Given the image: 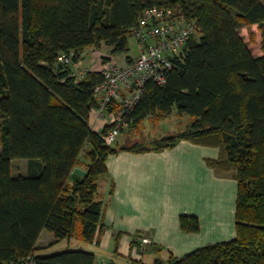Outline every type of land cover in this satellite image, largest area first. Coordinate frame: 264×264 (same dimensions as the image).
<instances>
[{
  "label": "trees",
  "instance_id": "obj_1",
  "mask_svg": "<svg viewBox=\"0 0 264 264\" xmlns=\"http://www.w3.org/2000/svg\"><path fill=\"white\" fill-rule=\"evenodd\" d=\"M153 8L171 10V22L195 23L199 34L164 85L147 82L127 121L138 127L176 110L192 122L148 144L107 146L110 127L96 133L89 124L103 75L78 77L73 66L87 48L105 45L112 56L128 54L132 31ZM254 25L261 56L239 32ZM70 54L71 66L58 63ZM182 141L218 149L207 166L237 181L236 235L169 256L168 264H264V0H0V264H97L82 250L38 256L37 244L44 232L54 244H99L104 204L98 182L109 157L163 152ZM16 159L28 161L26 175L13 177ZM79 167L86 176L74 181ZM180 225L186 233L201 230L196 217L182 216Z\"/></svg>",
  "mask_w": 264,
  "mask_h": 264
},
{
  "label": "crops",
  "instance_id": "obj_2",
  "mask_svg": "<svg viewBox=\"0 0 264 264\" xmlns=\"http://www.w3.org/2000/svg\"><path fill=\"white\" fill-rule=\"evenodd\" d=\"M259 37L261 40V33ZM103 50L104 46L86 54L84 50L73 66L74 75L100 72L101 57L109 51ZM107 121L108 115L97 110L90 114L89 124L96 133L107 127ZM218 157V149L188 141L163 152H121L109 157L107 173L98 182V197L104 204L103 232L100 243L89 244L85 250L95 255L97 264H130L131 260L154 264L160 260L152 254L155 251L166 255L162 258H179L232 240L236 235L237 181L219 178L207 166L206 160ZM182 216L196 217L201 230L183 232ZM43 235L37 248H47L55 240L48 233L46 245H41ZM144 239L149 240L148 245L143 244ZM133 242L139 243V248L132 246ZM147 257L150 263L145 261Z\"/></svg>",
  "mask_w": 264,
  "mask_h": 264
},
{
  "label": "built area",
  "instance_id": "obj_3",
  "mask_svg": "<svg viewBox=\"0 0 264 264\" xmlns=\"http://www.w3.org/2000/svg\"><path fill=\"white\" fill-rule=\"evenodd\" d=\"M170 16L171 10L148 9L131 33L138 42L137 58L123 64L109 55L101 60L100 73L104 80L95 87L97 108L94 110L100 115H108L107 126L110 130L103 136L107 146H113L121 131L129 126L127 117L142 98L147 82L164 85L166 74L182 62L189 40L199 34L195 23L171 22ZM72 57V54L60 55L58 63L71 66ZM147 243L149 241L144 239L143 244ZM25 264L36 263L29 259Z\"/></svg>",
  "mask_w": 264,
  "mask_h": 264
},
{
  "label": "rangeland",
  "instance_id": "obj_4",
  "mask_svg": "<svg viewBox=\"0 0 264 264\" xmlns=\"http://www.w3.org/2000/svg\"><path fill=\"white\" fill-rule=\"evenodd\" d=\"M257 27H242L239 32L241 36L243 37L245 43L248 45V47L251 49L253 54L256 56L258 54H261V40L259 37L260 32L256 30ZM254 35V36H253ZM104 50H109L106 51L108 54H111V48L107 47L105 45ZM102 46V47H103ZM129 53L128 54H122V55H117L114 58L117 60L119 64H123L127 61V57H130L131 59L137 58L139 54V48H138V42L137 39L131 35L129 37ZM91 49L95 52L97 51L96 48H87L85 49V52L83 54H86L91 51ZM111 56V55H110ZM101 60H103V57H101ZM83 69V68H82ZM192 119L189 116H183L179 117L178 113L176 110L164 119L158 120L154 117H149L147 118L144 122L140 123L138 127H125L124 128V133L120 134V137L117 139L119 140L117 142L118 145H128L131 146L135 143H144L148 144L153 140H160L165 137H169L172 135H175L181 131L186 130V128L191 124ZM89 148L87 147V150ZM81 163L86 162L87 160L85 157H81ZM28 166V161L24 159H16L12 161V175L13 177H17L19 175H24L26 173ZM82 170L83 168H78ZM83 171H85L83 169ZM86 172V171H85ZM26 175V174H25ZM99 193V190H98ZM99 199V197H98ZM47 232H44V235L42 236L41 239V245H46L48 241V236ZM149 241V240H148ZM148 245V243L146 244ZM89 244H85L83 242H80L76 239H72L70 241L65 240L59 243L51 244L49 247H43V248H38L39 250L37 251L38 256H48V255H53L56 253L64 252V251H69V250H82V251H87ZM136 247V245H135ZM139 248V247H138ZM160 250V248H159ZM94 252V251H93ZM96 253V252H95ZM158 252H153L152 254L159 255L160 256V264H168V258H162L166 257V255L162 254V251H160L159 254ZM150 254V253H148ZM99 257V256H97ZM147 263H150L149 258L147 257L145 260ZM152 263V262H151Z\"/></svg>",
  "mask_w": 264,
  "mask_h": 264
},
{
  "label": "water",
  "instance_id": "obj_5",
  "mask_svg": "<svg viewBox=\"0 0 264 264\" xmlns=\"http://www.w3.org/2000/svg\"><path fill=\"white\" fill-rule=\"evenodd\" d=\"M86 176V172L83 170H80L76 168L71 176L72 180L79 181L80 178H83Z\"/></svg>",
  "mask_w": 264,
  "mask_h": 264
}]
</instances>
